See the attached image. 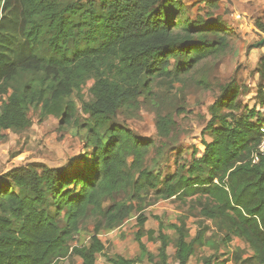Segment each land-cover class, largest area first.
I'll use <instances>...</instances> for the list:
<instances>
[{
    "label": "trees",
    "instance_id": "1",
    "mask_svg": "<svg viewBox=\"0 0 264 264\" xmlns=\"http://www.w3.org/2000/svg\"><path fill=\"white\" fill-rule=\"evenodd\" d=\"M82 1L0 0V34L7 18L13 16L19 37L11 57L0 50V97L4 86L20 73H39L40 84H46L37 91L26 86L10 93L3 101L0 130L25 129L30 125L27 105L41 104L44 112H53V105L79 89L88 76L94 77L90 91L94 101L82 105L88 117L79 125L86 130L79 166L67 171L29 163L0 178V264H52L70 256L79 263L67 264H95L96 254L104 250L98 231L112 229L130 212L153 204L135 206L122 201L103 207L105 199L127 189L139 200L142 192L152 190L157 200L174 199L187 204L186 209L172 221L154 215L156 230L145 231L147 218L139 214L134 240L140 255L107 257V264H140L154 257L159 264H168L171 242L166 231L174 233L173 258L187 264L196 247L213 244L206 235L210 227L203 220L195 223V234L190 235L187 222L191 217L212 222L224 233L220 239L224 245L236 237L252 251L251 256L242 257L238 249L227 253L225 260L264 264V154L257 151L264 121L253 122L252 110L239 113L242 102L234 82L222 86L208 106L201 156L193 155L187 166L176 165L162 181L140 169L153 140L140 139L127 126L114 122L120 107L135 102L142 78L169 76L172 59L176 70L188 71L225 51L229 42L224 22L208 13L192 17L178 0ZM256 26L264 32V24ZM260 60L256 98L264 106V57ZM46 91L50 97L45 99ZM66 108L62 120L69 122L73 107ZM78 122L74 119L76 126ZM98 126H105L103 134ZM168 126L167 118L157 117L159 136L168 135ZM131 168L138 170L136 177ZM88 210L101 215L106 225L96 227L88 246L71 245ZM143 237L158 243L155 252L147 250Z\"/></svg>",
    "mask_w": 264,
    "mask_h": 264
},
{
    "label": "rangeland",
    "instance_id": "2",
    "mask_svg": "<svg viewBox=\"0 0 264 264\" xmlns=\"http://www.w3.org/2000/svg\"><path fill=\"white\" fill-rule=\"evenodd\" d=\"M178 1L186 7L192 17L208 13L213 19H221L225 25L229 46L222 53L201 60L188 71L176 70L177 63L172 59L169 76H155L148 80L142 78L140 93L136 96L135 102L117 110L115 123L127 126L140 139L153 140L154 146L142 160L140 169H147L161 181L175 171L176 165L187 166L193 155L195 158L201 156L203 152L201 136L210 117L208 106L215 101L222 86L234 82L238 98L242 102L239 113L248 114L252 110L253 122L263 124L264 121V106L256 98L257 85L261 83L258 71L260 59L264 57V43L254 46L264 39V32L256 26L258 23L264 24V0H211L212 4H208L206 0ZM7 21L3 33L0 34V50H3L7 57H11L12 51L18 49L19 37L12 24L14 17L9 16ZM40 79L39 73H20L5 85V94L0 97V113L3 101L10 93L22 90L26 86L36 91L44 89L46 84L41 85ZM145 82L146 87L143 86ZM93 83L94 77L88 76L79 89H74L70 96L53 105L51 108L53 112L50 113L44 112L41 104L27 105L26 116L30 125L25 129L0 130V178L14 167L29 163H43L48 167L65 168L67 171L79 166L86 131L83 126L79 128V125L88 117L83 113L82 105L94 101L90 92ZM49 97L50 91H46L44 98ZM68 106L73 107V116L69 122H65L62 116ZM158 116L169 121V133L165 137L157 133ZM74 119L79 121L78 126ZM98 128L101 134L105 132V126ZM207 134L205 132L206 137ZM131 161L129 158L128 165H131ZM131 172L134 177L138 175L137 169L131 168ZM141 197L142 200L137 199L131 190L127 189L119 190L103 201L104 208L111 203L122 201H128L135 206L146 202L153 204L140 212L135 210L130 212L125 220L117 223L112 229L103 227L98 231L97 237L104 250L96 254L95 264H107V257L122 256L130 259L140 255L134 240V234L138 230L136 219L139 214L147 218L145 231L156 230L154 215L161 216L163 221H172L185 211L187 205L174 199L157 200L152 190L142 192ZM60 219L63 224V218ZM198 220H203L209 225L210 230L206 235L213 244L212 247H196L187 264H206L211 256H213L211 264H233L225 260L227 253L238 249L241 250L242 257L252 255L249 246L239 238L233 237L229 245H224L220 240L224 233L217 231L212 222L201 217L188 219V229L192 237ZM101 224L106 225L101 215H94L88 210L79 221L78 231L73 235L70 244L77 247L88 246L90 237ZM165 233L170 236L171 242L167 248V254L170 256L168 264H178L173 258L174 233L173 231ZM142 242L151 252H155L158 247V243L150 242L146 237L142 238ZM71 261L79 263L78 259L70 256L52 264H67ZM140 264H159L158 257H154L152 262L145 258Z\"/></svg>",
    "mask_w": 264,
    "mask_h": 264
},
{
    "label": "built area",
    "instance_id": "3",
    "mask_svg": "<svg viewBox=\"0 0 264 264\" xmlns=\"http://www.w3.org/2000/svg\"><path fill=\"white\" fill-rule=\"evenodd\" d=\"M257 151L259 153H263L264 154V137H263L262 141L260 142V144H259V146L257 148Z\"/></svg>",
    "mask_w": 264,
    "mask_h": 264
},
{
    "label": "water",
    "instance_id": "4",
    "mask_svg": "<svg viewBox=\"0 0 264 264\" xmlns=\"http://www.w3.org/2000/svg\"><path fill=\"white\" fill-rule=\"evenodd\" d=\"M264 43V39H262L261 41H259L258 43H256V44H254V46L256 47V46H258V45H260V44H263Z\"/></svg>",
    "mask_w": 264,
    "mask_h": 264
}]
</instances>
